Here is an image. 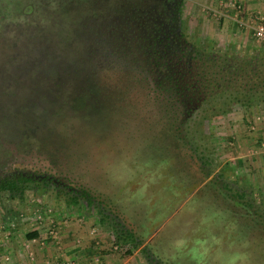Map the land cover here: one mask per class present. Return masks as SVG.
I'll use <instances>...</instances> for the list:
<instances>
[{
	"label": "rangeland",
	"instance_id": "1",
	"mask_svg": "<svg viewBox=\"0 0 264 264\" xmlns=\"http://www.w3.org/2000/svg\"><path fill=\"white\" fill-rule=\"evenodd\" d=\"M183 3L182 23L197 47L226 50L232 43L231 49H250L255 55L264 47L253 37L256 16L263 13L246 14L261 11L264 0ZM27 12L19 18L17 5L0 4V118L7 114L3 106L16 112L18 130L46 147L60 170L140 223L149 248L164 264H264V218L255 220L258 207L264 216V104L210 117L201 134L188 121L183 126L188 133L211 141L208 148L218 161L214 175L224 176L214 185L209 183L212 176L198 182L191 177L193 171L183 170L179 179L169 131L143 121L145 113L137 105L132 113V107L113 101L110 119L105 110L90 114L87 122L77 121L64 97L71 87L64 86V93L54 74L48 80L38 78L42 61L25 69L23 77L11 75L22 61L30 63L44 54L30 49L37 38L39 15ZM31 91L39 102L30 101ZM63 121L66 129L57 130ZM238 193L246 196L240 198ZM59 197L54 188L37 193L35 204L23 203L24 215L14 218L12 230H4L0 222V264H143L139 252L128 256L113 245L111 229L100 224L94 211L85 205L71 210ZM35 230L39 236L27 240L25 235ZM87 247L93 252L73 259V253Z\"/></svg>",
	"mask_w": 264,
	"mask_h": 264
},
{
	"label": "trees",
	"instance_id": "2",
	"mask_svg": "<svg viewBox=\"0 0 264 264\" xmlns=\"http://www.w3.org/2000/svg\"><path fill=\"white\" fill-rule=\"evenodd\" d=\"M30 1L0 0V4L7 8L17 5L22 15L19 18L25 17L27 10L39 15L37 38L31 49L44 52L42 59L46 58V62L38 68L49 74L37 76L48 80L56 75L64 93V86L71 87L68 94L63 95L66 106L77 113L73 116L75 120L87 122L90 114L107 110L110 119L112 109L109 107L113 101L132 107V113L137 105L138 111L145 113L144 120L139 119L152 123L157 130L169 131L178 165L177 178L181 179L179 174L183 170H189L198 182L211 176V184L222 181L223 172L214 175L218 161L208 148L211 141H207L205 135L198 137L188 133L183 126L188 121L194 122L191 127L196 126V132L201 134L210 117L221 118L239 107L264 104L263 49L252 63L245 55L243 61H235L236 69L234 63L226 73L222 65L217 67L210 59V52L189 46L190 35L185 29L173 36L166 27L168 22L154 21L161 18V14L157 17L155 10L149 7L151 0H36V4ZM22 2L25 5L22 6ZM179 2L174 6L176 11L181 7ZM2 17L5 20V16ZM52 54L58 56L53 58ZM189 54L190 59H187ZM66 127L63 121L56 129L61 131ZM201 137L205 138L204 142ZM28 139L26 143H16L17 147H22V152L27 149L34 152L36 148L33 147L36 139L30 136ZM0 154L1 161L9 160L12 155L9 147L2 146ZM45 159L43 166L34 165L32 169L13 165L5 168L0 163V222L4 230H12L14 218L24 215V202H29V207L35 204L37 193L54 188L56 197L65 199L69 209L85 205L88 211H94L100 224L111 229L113 245L125 255L139 252L143 264H164L163 258L149 248L151 245L147 244V235L141 231L140 223L130 221L126 212L109 203L112 200L76 183L59 169L52 154H45ZM223 186L230 187L228 183ZM238 196L246 195L238 193ZM245 204L253 208L252 202L245 200ZM256 211V221L264 218L260 207ZM38 236L35 230L28 232L25 238L33 240Z\"/></svg>",
	"mask_w": 264,
	"mask_h": 264
},
{
	"label": "flooded vegetation",
	"instance_id": "3",
	"mask_svg": "<svg viewBox=\"0 0 264 264\" xmlns=\"http://www.w3.org/2000/svg\"><path fill=\"white\" fill-rule=\"evenodd\" d=\"M179 2V0H178ZM177 0H151L148 2L149 7H151L152 9L155 10L156 16H160L161 14V18L159 19H154V21H158V22H168V24H166L167 29H169L168 31H171L173 36L180 34V32L184 29V24L182 23V18H181V7L178 11H176V8L174 6H176L178 4ZM183 2H185V0H181L179 2V4H181V6L184 4ZM165 4V5H164ZM167 7V8H166ZM158 9L160 10V12L158 13ZM184 22V21H183ZM254 37V36H253ZM191 38V36H190ZM190 44L189 46L191 48H197L200 51H207V53H211V60L216 62V66L219 67L220 65H222V69L224 70V72H228L229 69L232 67V65L235 63L234 68L236 69L237 67V62L235 61H243L242 58L247 55V60H250V62L252 63L253 59H257L259 57V55L261 54L262 49H264V47L262 48V46H260V50L258 51V54H253L252 51L250 49L248 50H240V46H239V50L237 52L236 49H231L230 46H232V43H230L229 49L226 48V50L223 49H217V47H208V45L205 46H200L197 47L194 43V41L192 40V38L190 39ZM254 40L260 44H264L263 42H260L259 40H257L254 37ZM255 41H253L252 45L255 43ZM184 44H186V42H184ZM34 43L31 45L33 47ZM217 45V44H216ZM251 45V46H252ZM30 46V49H31ZM247 47L245 46V49ZM29 49V46H28ZM32 50V49H31ZM33 52V50H32ZM43 58V57H42ZM42 58H35L32 59L33 61H31L29 63V60H24L22 61V65L20 68L15 69L14 71L11 72V75H14L16 77H23L24 76V70L25 69H29L31 68H35L36 64L42 61V64H44L46 62V58L42 59ZM197 58H201V57H197ZM187 59H190V54L187 55ZM53 60H50V62ZM202 61V60H201ZM223 61L225 64H223ZM55 62V61H54ZM204 62V61H202ZM204 65V64H203ZM212 65V64H211ZM26 70V71H27ZM43 72L38 73V75L40 74H44L47 73L49 74L47 71H45L44 69H40ZM25 71V72H26ZM11 75H8L10 77H12ZM7 76V77H8ZM32 92V91H31ZM32 94L34 95V93L32 92ZM31 98V102H39L36 100L35 95L30 97ZM199 108V107H198ZM2 109H6L7 114L5 115H1V117L3 116V118H0V146H2L3 148H10V152H11V156L9 160H4L1 161L0 163L2 165L6 167H9L10 165H13L14 167L18 168L21 167L23 168L24 166L28 167V168H33L34 165H40L43 166L44 162L46 161L45 159V154L50 153L49 151L46 150L45 148H41L40 145L38 146L37 143H35V145H33L34 152H30V149H27L25 152H22V147L20 149V147L16 146V143H21L22 142H27L29 139L27 137V135L25 136V132L23 131H19L17 126L15 125V118L13 117V115L16 112H11L10 108H6L5 106H3ZM1 109V111H2ZM20 114V113H18ZM39 119H42L41 116ZM41 124H42V120H41ZM49 124V123H48ZM47 124V125H48ZM46 124H42V128H45ZM20 132H22L20 134ZM20 134V135H18ZM22 141V142H21ZM29 143V142H28ZM24 144V143H23ZM2 149V148H1ZM2 154V153H1ZM0 154V158L1 155ZM6 162V163H5ZM31 168V169H32ZM44 170V169H42ZM43 176V174H42ZM39 179H41V177L39 176ZM41 181H43L41 179Z\"/></svg>",
	"mask_w": 264,
	"mask_h": 264
},
{
	"label": "built area",
	"instance_id": "4",
	"mask_svg": "<svg viewBox=\"0 0 264 264\" xmlns=\"http://www.w3.org/2000/svg\"><path fill=\"white\" fill-rule=\"evenodd\" d=\"M254 37L264 43V15L256 16L254 25Z\"/></svg>",
	"mask_w": 264,
	"mask_h": 264
},
{
	"label": "crops",
	"instance_id": "5",
	"mask_svg": "<svg viewBox=\"0 0 264 264\" xmlns=\"http://www.w3.org/2000/svg\"><path fill=\"white\" fill-rule=\"evenodd\" d=\"M260 6H261V9H262L261 11H255V10L249 11V12L247 11L246 14L256 15L254 13L262 12L263 15H264V4H261ZM91 249H92L91 247H87V249H81L79 251H76L75 253H73V259L78 258L79 256H85L86 254L92 253L93 251H91Z\"/></svg>",
	"mask_w": 264,
	"mask_h": 264
}]
</instances>
